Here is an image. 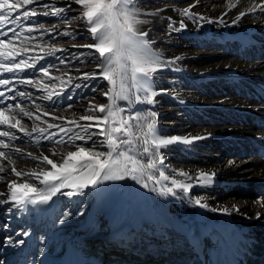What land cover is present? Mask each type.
I'll use <instances>...</instances> for the list:
<instances>
[{
  "label": "bare ground",
  "instance_id": "6f19581e",
  "mask_svg": "<svg viewBox=\"0 0 264 264\" xmlns=\"http://www.w3.org/2000/svg\"><path fill=\"white\" fill-rule=\"evenodd\" d=\"M256 2L260 3L261 0H256ZM227 3L228 0H221L222 6H214L209 12L210 14L206 12L200 15L212 20V23H207L204 20L194 22L193 19L181 17L174 7H159L160 15L155 19L152 18L151 24L158 23L159 27L163 29L160 34L153 31V35L156 38L164 36L165 39H159L165 41L168 36L174 33L168 30V23L170 22L168 18L175 21L177 27L179 21L183 19L187 25L183 30H186V33L192 37H203L211 33L214 37L213 40L219 39L222 42L235 40L241 44L242 49L249 51L246 53L247 56L242 58L246 61L239 62L235 59L226 65L210 64L197 70L194 68L188 71L185 70L186 68L183 69L181 65L179 66V63L184 58L196 62L198 57H203L199 50H196L197 52L192 55H187L185 51H178L176 55H172L171 50L160 49L167 60L186 56L177 61V64L172 68L179 67L180 69L178 71L182 79L180 92L184 91V94L189 93L190 95L192 91L202 89L209 95L210 85L207 82L212 78L215 81H227L230 84H226L227 87L232 86L227 92L221 88L223 82H214L213 93L209 95V99L204 100L200 96H189L190 100L185 99L181 102L185 104L187 112L191 113V120L196 122L195 119L197 118L194 116L201 115L203 119L207 120L206 126L212 125L213 128L206 127L197 131H192L190 128L183 129L182 131L185 132L178 134V137L203 136L205 139L196 140L187 145L176 144L167 149H162L165 155V175L177 180H185L177 173L185 171L195 177L198 171L215 172V182L212 185L204 187L196 185L188 195L192 198L203 197L210 208H231L232 205H236L240 211L238 213L232 212L231 215L212 212L209 209L193 205L191 200L179 189L175 190V195H161L158 191L153 192L149 188H144L142 184L130 177H125L123 180L105 181L96 188L84 189L83 195L69 197L70 200L73 199L70 207L71 215L68 214L61 219L57 217L55 226H53L55 220L52 221V219L59 205H62L59 197L63 195L59 193L47 205H28L26 209L24 206L17 207L13 202L0 203V264H10L9 262L13 258H16V261H20L21 264H65L70 249H74L84 256L86 254L85 247H90V252L93 250L98 255V252L95 251L96 248L103 249V247L100 244L95 246L96 238L105 237L106 230L110 229H107L106 226L98 227L97 225V230H88V226H93L98 218L104 221L103 225L112 223L118 229L134 223V229L139 227L144 229L145 233L140 231L142 235L155 234L154 237L158 239L170 237L171 242L162 243V247L170 250L171 254L169 255H172L176 261L197 255L202 251L204 264H264V208H261L257 203L252 204L251 201L245 200V196L240 200H233L232 197L222 199L224 196L220 198L216 192L217 186L221 182L223 183V180L230 178L234 181L257 182L255 188L258 191L252 199L257 201L264 198V52H254V46H249L252 45V41L256 46L264 43V11L257 9L254 12H249L238 23L233 24L232 20L240 11H246L252 4V0H240L238 7L231 11L228 10ZM225 12L227 15H224ZM220 18H223L225 23L217 22ZM249 18L255 19V21H247ZM144 28L146 30L147 25ZM209 39L202 38L203 43L198 47L209 44L211 42ZM257 53L262 55L257 57ZM23 74L18 73L16 76L21 78ZM2 77L3 74L0 75V78ZM0 91H5V88L0 86ZM183 93L181 94L184 95ZM18 100V98L15 99V102ZM11 102L13 100L4 101L6 106ZM5 104H0V107H5ZM27 109L33 111L31 108ZM205 109L213 111L216 119L213 118V114L210 116ZM41 112L36 111L34 114L41 117ZM220 116L224 118L223 122L219 121ZM24 119L32 121L33 124L37 121L34 117L32 119L23 117L22 120ZM47 124L48 122H44L45 127L43 128H47ZM59 125L66 127L63 124ZM52 129H48L44 135L50 134ZM0 130L16 131L15 129H6L4 126H0ZM211 138L226 140L224 143L229 145L252 144L256 148L255 154L252 152L249 154V158L241 162L220 166L213 163L214 161L210 156L201 157L195 149L191 148L193 145L197 147ZM0 139H5L6 142L13 144V141H7V138L0 137ZM224 143L222 142L223 145ZM11 146L17 147L15 144ZM220 148L223 147L217 146L216 150L220 151ZM216 150L211 153L215 155ZM0 151L10 152V149H0ZM10 154L15 160L14 153ZM16 157H20L17 159L24 161L21 163L16 161L15 166L18 170L37 169L39 161L31 160L26 155H17ZM50 158L57 163L61 162L60 159L52 155ZM170 160L178 163V165H171L168 162ZM2 163L7 165V161ZM40 167L51 168L50 165L46 164L40 165ZM0 176L6 177V181L0 182V192L5 193L4 196H0V200L7 199V181L18 180L22 182L23 179H28L38 188L44 187L39 183V180L27 177L17 178L11 173L10 168L5 173H0ZM157 178H159L158 174ZM146 182L149 183L150 187L155 186L157 189L163 186H172L170 180L162 181L159 185L153 181ZM230 188V194L233 196L239 194L237 189L232 186ZM72 190L64 188L61 191ZM84 198L87 199L86 204L90 203L87 214L83 222L75 227H70L69 219L71 221L80 219L81 210L86 205ZM75 211L76 213H74ZM258 212L260 213L259 219L256 217ZM4 221H7L8 224H3ZM88 237L95 240L92 241ZM19 241H23V243H19ZM19 250L25 251V255L17 256ZM103 250L105 251V249ZM136 259L141 264L144 258L137 256ZM149 261L151 260L149 259Z\"/></svg>",
  "mask_w": 264,
  "mask_h": 264
},
{
  "label": "snow or ice",
  "instance_id": "6c2138e0",
  "mask_svg": "<svg viewBox=\"0 0 264 264\" xmlns=\"http://www.w3.org/2000/svg\"><path fill=\"white\" fill-rule=\"evenodd\" d=\"M57 0H50L48 3H40V0H0V75L3 73H20L28 69L38 71L43 77L49 80H59L61 85L65 81L59 76H52L51 66H40L39 61L45 59L44 55H28L37 48L47 56H54L57 52H65L67 49L58 47L56 44L39 42L32 46H26L25 42L38 40L32 33H40L39 39L44 35L69 37L76 39L79 34L71 29V24L78 22L87 28L93 43L73 44V47L89 49L94 51L73 53V57L81 64L88 62L96 63L99 72H83L75 79L82 81L74 85L75 88H89L87 83L91 80L102 78L107 82V89L103 91L106 103L93 104L91 101L86 109L88 114L79 117V121L89 123L81 124L73 119L68 121L73 127H64L59 124H47V128L34 125L29 131L22 124V118L28 117L40 120L41 117L26 109L21 103H16L13 107L8 104L0 107V126L6 129H15L25 136H32V133L39 132L44 139L50 140L54 145L70 144L75 147V151L60 153L55 149H50L53 157H60L61 162L57 163L49 156L40 153L39 156L32 152L25 153L20 147H12L5 139H0V149H10V152L0 151V173L9 170L17 178H31L39 180L43 188H38L36 184L30 183L28 179L7 181L8 195L6 200L0 203L13 202L17 207L28 205L38 206L47 205L58 193L63 196L83 195V190L89 187L96 188L105 181L123 180L130 177L144 188L159 194L175 195V190H181L192 204L200 208L209 209L212 212H220L231 215L232 212H239L236 205L229 207L210 208L203 197L192 198L190 191L194 186L201 187L212 185L215 180V172L198 171L193 177L188 172L180 171L177 175L184 177L185 180H177L165 175L164 169L165 156L162 149L176 144H191L196 140L205 139L203 136L193 137H165L158 123V113L154 110H146L143 107L136 108L137 105L154 106L158 95L166 92L155 90V74L165 68L172 69L177 61L183 57H175L167 60L162 57L160 52L153 48L154 41L148 38V31L144 26L152 23L148 17H158L161 10H150L138 3V0H68L64 7L56 6ZM199 2V0H197ZM240 0H228V10L237 8ZM73 4L78 5L79 9L73 8ZM38 5V7H28ZM195 5L186 7L178 11L181 17L197 20H204L212 23L203 16L191 11ZM257 9L264 11V0L257 3L252 0V4L246 11H240L232 20L233 24L238 23L241 18L249 12ZM77 12V15L69 16V12ZM38 15L45 17H56L66 27L60 30V24L54 23L52 27H45L44 23H36L33 18ZM227 15V12L224 13ZM169 19V32H180L187 27L183 19L179 21L178 27L175 21ZM24 21L25 23H22ZM217 22L223 24L225 21L220 18ZM9 25H12L11 27ZM27 33V35L25 34ZM11 34V35H9ZM98 54V55H97ZM61 64H65L64 59H60ZM180 71L179 67L174 68ZM76 71H80L76 69ZM68 76V73H64ZM22 85L35 87L37 90L47 92L45 99L52 100L53 96H61L64 89L55 91V85H49L43 79L33 80L31 78H19L15 81ZM73 78L69 76L68 85H72ZM13 84L12 79L0 78V86L5 91H0V104L5 100L31 99L32 94L25 91L16 90L9 85ZM52 91H48L49 88ZM92 92H96V87H91ZM14 92V95L6 93ZM71 99V96L67 97ZM124 101L127 108L121 107L118 103ZM182 102V101H181ZM35 104V100H33ZM36 111L41 112V106L35 105ZM71 108V105H68ZM136 109L133 112V109ZM99 113V114H97ZM127 113V114H125ZM43 115H50L43 112ZM53 119H63V117H53ZM47 123V122H45ZM57 128L59 133L68 136L65 141L63 137L54 140L53 137L59 133H50L44 136L48 129ZM79 129L80 131H75ZM98 129V131H93ZM70 134V135H69ZM0 137L7 138V141L19 139L14 132L0 130ZM94 137H101L97 142ZM76 141H83V145L76 144ZM91 141V146L88 142ZM39 143V141H37ZM106 148V151H99L97 148ZM14 153L18 156H27L31 160L39 161L37 169L29 171L18 170L16 161L12 158ZM7 161V165L3 164ZM50 165V169L40 167V165ZM157 174L158 177L157 178ZM171 187L163 186L159 189L150 187L146 181H153L159 185L162 181H169ZM6 181L5 176H0V182ZM64 188L73 189L72 191L62 192ZM5 193L0 192V196ZM261 208H264V198L256 201ZM257 219L260 213L256 214ZM67 218V217H65ZM23 243V241H19Z\"/></svg>",
  "mask_w": 264,
  "mask_h": 264
},
{
  "label": "rangeland",
  "instance_id": "374dc122",
  "mask_svg": "<svg viewBox=\"0 0 264 264\" xmlns=\"http://www.w3.org/2000/svg\"><path fill=\"white\" fill-rule=\"evenodd\" d=\"M48 2H50V0H40V3H48ZM66 2H68V0H57L56 6L64 7ZM138 3L150 10H156L159 7H164V8L174 7L177 10L178 9L182 10L186 7L195 5L194 7L191 8V11L195 12L196 14H198V16H200L206 12L210 14L209 12L212 11L214 6L221 5V0L220 1L214 0V2L213 0H199V2H197V0H138ZM28 7H38V5H29ZM73 8L79 9V6L73 4ZM68 15L74 16V15H77V12L75 11L69 12ZM152 18L155 19L156 17H148V19H150L151 21H152ZM33 19L36 23H44L45 27H48V28L52 27L54 23L60 24V30H64L66 27L63 23H60V21L56 17H45L42 15H38L37 17ZM247 21H255V19L249 18ZM21 22L25 23L24 21H21ZM241 24H244V23H241ZM9 26L11 27L12 25H9ZM71 29L79 33L76 36L75 40H72L69 37L57 36L55 33H53L52 36L44 35L42 39H39L40 33L34 32L31 35L38 37V40H34L31 42H27V41L25 42L26 46H32L36 44L37 42H39L41 45H43L44 43H50V44H56L58 47L67 49V51L65 52L55 53L54 56H47L46 53H41L38 48L34 52H30L28 54L30 56L44 55L45 59L39 61V63L37 64V69L40 66H51L50 67L51 75L61 77L65 81L64 85H61L59 80H49L48 78L43 77L42 74H40L38 71H34L32 69L26 70L25 73L20 72V74L24 73L23 77L21 78H31L33 80L43 79L46 84L55 85V91H61V89L63 88L64 89L63 95L61 96L54 95L52 100L45 99L47 92L43 90H37L35 87H32V86L16 83L15 81L20 78L16 76L18 73H15V74L3 73L4 78H7V79L12 78L13 84L9 85L10 87H14L16 90L25 91V92H29L32 94L31 99H20L19 97H17L19 99L18 101H16L17 103H21L25 108L27 107V108L33 109L32 111L33 113L36 112L35 105H40L42 111L44 112L46 111L50 113V115L45 116L41 112L42 118L40 120H37L36 123L34 124L32 123V121L28 119L22 120L23 126H25L29 131H31V128L35 124L41 126L42 128L45 127L44 122L63 124V125H66V128L73 127V125L68 123V121L73 120V119L77 120L81 124L89 123L87 121H79L80 116L88 114L86 112V109L89 105V102L91 101V103L96 104V105L107 102V98L104 97L103 91L107 89L108 85L106 81L102 80V78L97 79V80L88 81L87 83L90 85L89 88H83V87L75 88L74 87L75 84L82 83V81L75 79L77 76H80L83 72L95 71L98 73L99 69H97L96 63L88 62L86 64H81L79 63L78 60H76L73 57L72 55L73 53L94 51V50L83 49L79 47H73L74 43L88 44V43H93L94 41L91 39L90 33H88L87 28L84 25L79 24L78 22H74L71 24ZM146 30L149 33L148 38L154 41V44H153L154 50L157 52H160L164 59H165V55L164 53L160 51V49L171 50L172 55H176L178 51H185L187 55H192L193 53L195 54L199 50L203 54V57H198L195 60L196 62H191L189 58H184L179 63V66L181 65L183 69L186 68L185 70H188V71L194 68L195 70H197V69H200V67L202 66H206L210 64H220V65L225 64L226 65V64H229L231 61H234L235 59L239 60V62L246 61L245 59L242 60V58H245V56H247L246 53L249 52L247 49L246 50L242 49L241 44H239V42L235 40H230V41H225V42H222V40H219V39L213 40L214 37L211 33H208L203 37H194V36L192 37L186 33V30H181L180 32L172 33L164 41L162 39L161 40L159 39V38L165 39L164 36L156 38L153 35V31H156V34H160L163 31V29L159 27L158 23L147 25ZM25 34L27 35V33ZM202 38L203 39L210 38L209 40L211 42L209 44H206L205 46L198 47V46H201L203 43ZM249 46H254L253 47L254 49L252 48L254 52L255 51L261 52V53L264 52V43H260L258 46H256L255 43L252 41V45H249ZM251 54H254V53H251ZM260 55L262 54L260 53L256 54L257 57H259ZM184 56L185 55H183V57ZM60 59H64L66 63L61 64ZM76 69H79L80 71L78 72L76 71ZM64 73H68V76H65ZM69 76L73 78L72 85L67 84V80ZM181 80L182 79L180 78L179 72L175 71L174 69L165 68L164 70L156 73L155 79H154L155 90L158 92H166V94L158 95L156 97L157 103L154 106H151V105H142V106L137 105L136 106V108L143 107L146 110L150 109L158 113V123H159L160 128L162 129L161 134L165 137H174V136H177L178 134H182L183 132H185L182 130L186 128L187 129L190 128V130L192 131H197L201 128H206V127L213 128L212 125L206 126L207 120H205V118L203 119L201 115L194 116V118L195 117L197 118L195 119L197 120L196 122L191 120L190 119L191 113L187 112V108L185 104L181 103V101H184L185 99L190 100L189 96L190 97L200 96V97H203L204 100L209 99L210 98L209 95L213 93V83L214 82H217V83L223 82L222 83L223 85H221L222 86L221 88L225 89L227 92H229L228 89L232 87V86L227 87L226 84H229V82L227 81H221V80L215 81L212 78L208 80L207 82V84L210 85V91L208 90L209 95L206 94L202 89H199V90L197 89V91H192L190 95L189 93H185L186 94L185 95L183 93L184 91L180 92V88L182 86ZM232 82H233V79H232ZM93 86L97 88L96 92L91 91V87ZM243 88H241V90H243ZM52 90L53 89L51 87L48 89V91H52ZM181 93H183L184 95H182ZM6 94L11 96V95H14V92H9ZM68 96H71V99H68L67 98ZM184 96L186 97L184 98ZM33 100H35V104H33ZM16 102L15 100L11 102L13 107L15 106ZM118 103L120 104L121 107L127 108L126 102L119 101ZM68 105H71V108H69ZM135 110L136 109L134 108L133 112H135ZM205 110L206 112L209 113L210 116H212V114L214 113L210 109H205ZM54 116L63 117V119H53ZM214 116L215 114H213V118L216 119V117ZM223 119L224 118L220 116L219 121L223 122ZM57 130H58L57 128L56 129L53 128L52 132L59 133V130L58 131ZM74 130L80 131L79 129H74ZM93 131H98V129H93ZM14 134L17 137H19V139L14 140L13 144H10V145L15 144L17 147L22 148L24 151H31L33 152L34 155H37V156H39L40 153H43L44 155H47L50 158L52 155L50 149H55V150L57 149L56 151H59L60 153H66L68 151L75 150V147L67 143L61 144V145H54L50 140L44 139L40 135L39 132H36L35 134L32 133L31 137L25 136L23 133L18 132V131L17 132L14 131ZM48 135L49 134H45L44 136H48ZM61 137H63L65 141L68 139V136L64 133H59L58 135L53 137V139L59 140L61 139ZM94 139H96L98 142L101 139V137H94ZM37 141H39V143H37ZM225 141L222 139L211 138L210 140L204 141L203 144L197 147L195 146L196 148L194 147V145L191 148L195 149L197 154H199L201 157L210 156L214 161L213 163H216L220 166L223 164H235L237 162H241L244 159L246 160L247 158H249V154H251L252 152L255 154L256 148L252 144L244 145L243 143H240L239 145L238 144L229 145L227 143H224ZM222 142L224 143V145L222 144ZM76 144L83 145L84 142L76 141ZM84 146L86 147L91 146V141L88 142V145H84ZM217 146L218 147L221 146L223 148H228V149L220 148V151L219 150L217 151L216 150ZM39 148H41V150H39ZM97 150L106 151V148L98 147ZM214 150H216V152H214L215 155L211 153ZM15 155L13 154L15 161H19V163L24 162L23 159H17L20 157H16L17 155L16 156ZM56 158L60 159L59 156H57ZM167 158L168 156L166 157V159ZM168 162L171 163V165L173 166L178 165V163L172 160ZM232 178H236V177H232ZM256 185H257V182L250 183L248 181H238V180L234 181L229 178V179L223 180V183L221 182V184L217 186L216 192L220 198L224 196V198L222 199H227V198L232 197L233 200H240L241 198H243V196H245L244 197L245 200L249 202L251 201L252 204L254 203L256 204V200L253 201L252 199L257 194V191H258L255 188ZM225 186H227L228 188H226ZM230 186H232L234 189H237V191H239V194L234 195V196L230 194V191H231ZM59 199L62 205L61 206L59 205L58 209L56 210L55 215L53 213L54 218L52 219V221L55 220L57 217L61 219V217L63 216H67L68 214L71 215L70 207H71V203L73 202V199L70 200V198L67 196H60ZM84 202L85 204L87 203L86 198H84ZM89 205L90 203L86 204L83 210H81V215L79 216L80 219L78 221L77 220L71 221V219L68 220L70 221L69 223L70 227H75L81 222H83L87 214ZM74 213H76V211ZM56 223H57L56 220L53 221V226H55ZM3 224L6 225L8 223L7 221H4ZM103 224H104V221L98 218L96 223L93 226H88V230H97V228L100 226L102 227L106 226ZM49 228L53 229L52 227H49ZM140 231H143L145 233L144 229L141 228V230L137 232L131 231L128 233H124V234L122 233L120 235H117V237H115L112 240H104L102 236H99L98 238H96L97 241H95V246H98L100 244V246H102L103 249H105V251L97 247L95 251L98 252V258L100 257L102 261H117L116 259L118 258L121 260L123 257L115 254V252L119 251L120 248L112 249L111 247H121L122 243H124V246L123 248H121V250H123L126 253L125 254L126 259L136 258L137 256H140L144 258L142 259V263L141 262L140 263L145 264L146 262L149 261L147 256L149 257L152 256V251L150 250L151 252L149 254H144L143 253L144 250H142L139 255L137 256L135 255V257H133L132 254H137L135 253V250H133V253H130L132 252L133 248L142 249V248L147 247V248L152 249L153 251L159 252V251H164V248L162 247V243L171 242L170 237L168 236L161 237L160 239H158L157 237H154L155 234L147 233L146 235H142ZM130 234H134V235H130ZM141 254L143 256H141ZM156 257L155 255L152 256V258H155V259Z\"/></svg>",
  "mask_w": 264,
  "mask_h": 264
}]
</instances>
